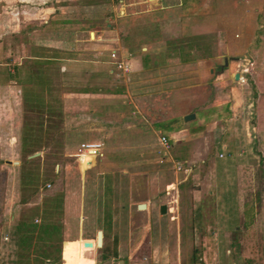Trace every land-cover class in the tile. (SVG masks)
I'll use <instances>...</instances> for the list:
<instances>
[{"label":"rangeland","instance_id":"rangeland-1","mask_svg":"<svg viewBox=\"0 0 264 264\" xmlns=\"http://www.w3.org/2000/svg\"><path fill=\"white\" fill-rule=\"evenodd\" d=\"M0 1L7 5L3 11L7 9L10 12L7 15L8 19L0 17V264H27V260L23 262L22 258L29 255L31 258L30 248L26 251L15 246L13 241L15 222L24 214H29L28 219L35 216V213L30 211L33 207L29 204L42 201L43 187L48 181H52L54 177L51 176L52 170L58 163L61 165L58 168L60 176L55 188L75 193L73 211L67 214H56L55 218L59 224L53 227L54 231H48L47 235L45 234L48 242L35 245L37 250L43 249V253L45 251L53 253L63 249V259L61 252L59 254L57 251L52 257L60 255L61 259L53 264H94L93 257L98 259L97 264H119L120 261H124V264H192L194 251L198 258L197 264H245L247 262L248 264H264V15L260 14V12L264 13V0H164L160 2L146 0L147 4L130 7L134 26L138 25L137 22L144 11H148L146 14H150L149 16L151 13H156L158 18L154 20H162V23H155L157 21L153 20L154 28L150 29L151 35L145 34L143 41H149L155 33L156 42L167 40L168 47L176 41L177 45H173L170 50L175 55L173 59L176 62L180 60L181 63L187 64L184 73L194 72L191 73L192 76L198 69L203 72L192 89V94H195L197 101L192 114H195L196 118L189 121L188 125L205 126L215 119H223L231 114L229 104L216 109L213 106H207L205 102L209 89L212 91L215 88L212 84L214 79L209 81L210 65L206 61L208 58L221 56L218 64H224V57H228L230 61L229 57H233L235 52L234 56L239 59L247 55L255 67L256 72H250L254 75L255 83L254 80H250L247 94L245 95L243 88L237 91L238 94H243L241 96L245 99V104H253L249 107L247 121L249 125L253 123L258 131L257 137L256 133L253 135L255 138L252 137L253 146L247 145L245 148L243 169L238 174L239 184L237 183L235 187L243 191L246 203L251 201L252 206L256 205L257 211L253 214L245 215L244 213L243 224L233 219V224L225 229L230 232V238L223 237V230L217 236V230H215L217 215L210 211L213 207L211 196L206 192L203 198L200 195L193 197L192 191L203 190L204 187L209 189L205 184L198 188L193 186V181L186 183L187 185L183 188L180 185L179 190L184 192L183 207L180 201L177 221L171 219L169 212L165 215L160 214L158 207L166 202V198L163 197L164 190L168 187L171 190L173 188L171 183L175 182L176 176L179 175L175 174L173 165L171 167L166 161L164 150L158 143V133L150 130L134 132V138L147 139L146 149L122 152V158L117 160L130 166L119 167L117 164L115 171L125 168L130 171L129 174H136V176H114L117 193L114 206L108 198L104 205H109L104 206L105 208L102 207L103 201H99V196L107 193V185H103V176L90 174L83 177L86 180L87 188L85 189L89 190L88 196L94 197V200L91 199L87 204L89 213L83 224L82 214L79 211L81 204L76 196L82 191L84 185L81 182L82 176H77L81 162H78L77 156L70 159L66 155V151L71 152L70 154H79L80 151L76 148L71 150L61 148L64 141L71 139L69 138L70 128L74 129L73 115L69 112L71 101L63 98L61 93L64 89L67 92L74 91L76 86L64 77H62L63 85L58 82L57 71L48 68L49 65L40 56V59L33 61L31 54L27 62L25 59L27 53L26 51L23 53L19 48L15 41L16 37L6 36L4 35L6 31L2 30L8 25L9 33L18 32L16 30L20 27L19 15L12 12V9L19 0ZM44 2L45 0H41L39 4ZM180 2L184 5L186 2L192 3L184 7L179 4ZM159 12L162 14L161 17ZM170 15L174 17L171 23L167 22ZM244 17L259 18L253 26L249 19L246 20L249 32L243 26L246 21L242 22V26L238 22ZM187 26L191 30L186 28ZM236 34L239 38L234 37ZM14 42L15 44H12ZM23 56H25L24 59ZM19 62L21 63L16 64ZM191 62L194 64H189ZM216 64L215 62L216 71L221 72L222 67L220 68L219 65L217 67ZM235 69L236 67H233V70ZM229 74L230 72L227 73L228 77L224 74L216 82L218 92L226 91L234 85ZM76 75L75 78L79 77L78 74ZM227 78L231 80L229 86ZM219 82L223 85L221 86ZM187 84L191 86V82H185L184 86L187 87ZM249 112H254V115ZM184 124V117H179L157 122L154 128L165 136H170L185 126ZM15 136L18 142L16 145L13 143ZM237 143L235 146H238ZM219 146L220 144H213L210 147L216 158ZM236 150L238 152L239 148L235 147L232 151ZM36 152H40L41 157L31 158L32 153ZM69 161L72 162L68 163ZM17 162L20 164H15ZM85 164H87L86 161ZM204 170H201V174H204ZM5 174L7 176H4ZM8 178H10L8 182L10 187L7 188ZM196 182L200 183V181ZM13 183L16 190L12 187ZM246 194L250 195L246 196ZM252 195L253 198L248 201L247 199ZM48 198L50 196L44 197L43 202ZM58 200V198L51 199V202L46 205L47 210H54L55 214L56 207H59ZM198 200L203 207L200 210L197 208ZM94 203L95 206H92ZM146 203L158 206L155 208V214L138 210V204ZM173 204L174 201L171 200V206ZM51 207L53 209H50ZM27 208L30 210L26 211ZM109 209L112 217L111 225L108 224L107 219ZM15 210L20 215L18 218L14 215ZM51 215V212L47 216L45 214V222L54 216ZM26 216L24 218H27ZM65 218L67 223L63 221ZM102 219L104 222L100 224ZM102 229L107 230L108 233L104 250L96 249L86 257V253L91 248L85 246L84 240L96 243L97 232ZM6 238L8 239L5 240ZM115 252L117 254L112 258L111 254ZM108 254L109 257L105 258ZM32 263L39 264L35 261Z\"/></svg>","mask_w":264,"mask_h":264},{"label":"crops","instance_id":"crops-1","mask_svg":"<svg viewBox=\"0 0 264 264\" xmlns=\"http://www.w3.org/2000/svg\"><path fill=\"white\" fill-rule=\"evenodd\" d=\"M39 1L41 0H34L33 2L19 0L15 4V8L12 9V12H16L19 15L18 21L20 27L16 30L18 32L9 33L8 25L2 30L6 31L4 34L6 36L12 35L16 37L15 41L19 45V48L22 49L23 53L25 51L27 53L25 58L27 62L31 54L33 61L37 60L40 56L49 65L47 66L48 68L57 71L58 79H56L58 82L63 85L62 77H64V79L71 80L72 85L76 86L74 91L67 92L64 89L61 93L63 98L71 101L69 112L73 115L72 126L74 128H70L73 134L68 130L70 134L69 138L71 139L64 141L61 148L63 147L66 150L80 149L82 143L90 142H98L103 145L100 154L97 156H89L84 154V152L70 154L71 152L66 151L67 157L69 156L72 159L77 156L78 162H81L80 171L78 170L79 174L77 176H82L81 182L84 185L82 191L76 196L81 204L79 211L82 214L83 224L89 213L87 204L91 199L94 200V197L88 196L89 190L85 189L87 186L85 185L86 180L83 177L90 174L92 176H103V185H107V193H103L102 196L100 195L99 201H103L102 207L105 208L109 205H104V202L107 201L106 198H108L114 206V198L117 195L115 192L116 184L114 176H136V174H129L130 171L125 170V168L115 171L114 168L117 164L119 167L130 166L123 161L119 162L117 160L122 158V152H135L146 149L147 139L134 138V132L139 131L141 133L150 130L156 134L158 133V143L161 147L160 138L169 137L171 149L167 152L164 151V157L171 167L173 165L174 170L176 163L183 164L185 169L180 172L174 171L179 176H176L175 182L171 183L173 187L171 190L169 187L167 190H164L163 197L166 198V202L159 205V207L146 203L147 207L144 210L155 214V208L158 207L160 214H162L161 207L165 205L167 211L165 214L169 212L171 219L177 221V213L181 206L180 201L183 207L184 192L182 193L179 190L180 185L183 188L187 185L186 183L193 181V186L198 188L200 185L203 186L205 184L209 189L204 187L203 190L192 191L193 197L196 198L200 195L203 198L206 192L211 196L213 207H211L210 211L217 215L215 219L217 236L223 230V237L230 238V232L225 229L233 224L232 219L234 218V220L243 224L242 217L244 213L245 215L247 213L253 214V212L257 211L256 205L246 207L245 194L235 187L237 183L239 184L238 174L243 169L245 148H247V145L253 146L252 137L255 138L253 136L254 133H256L257 137L258 131V128L253 123L249 125L250 123L247 121L249 107L253 106V104H245L246 101L241 96L243 94L237 93L238 89L243 88L246 95L250 80H254V75L253 73L250 74V72H254L255 67L247 58V55L241 57L240 60L234 56V52L233 57H229L228 66H225V63L218 64V59L221 56L217 58L215 56V58H208L206 60L210 65L209 81L214 79L212 84L215 88L212 91L209 89L205 102H207V106H213L216 109L229 104L231 107V114L229 116L223 119H215L205 126L188 125V122L192 119L189 121L184 120L185 126L170 136H165L161 131L154 128V124L165 119L183 118L193 113V107L197 104V101L195 100V94H192V89L196 85L195 81H199V77L203 72L198 69L192 76L191 73L194 72H185V75L184 70L187 64L181 63L180 60L176 62L173 59L175 55L170 50L173 45H177L176 41L168 47L167 40L156 42V33L150 37L152 39L149 41H143L145 34L151 35L150 29L154 28L152 27V22L158 18V15L151 13V16H149L150 14H146L148 11H144L142 12L143 16H140L139 22H137L138 25L134 26L132 24L134 17L131 15L133 13H131L130 7L143 3L147 4V1H152L45 0L43 4H39ZM190 3L192 2H186L185 5L182 2L179 4L185 7L190 6ZM0 5V17L8 19L7 15L10 12L7 9L3 11V8L7 7V5L2 1H0ZM260 14L264 15L262 12ZM161 15L159 12L160 17ZM173 19L174 17L170 15V19L167 22L171 23ZM248 19L253 23L251 26L254 25L255 21L259 20L258 17H248ZM248 19L244 17L243 19H239L238 22L242 26V22ZM154 21H157L155 23H159L162 20L158 19ZM247 22L243 24L245 29H247ZM189 26L186 28L191 30ZM247 31L249 32L248 29ZM234 37L239 38L238 34L234 35ZM12 44H15V42ZM112 54H115L116 57L113 58ZM24 57L22 58L24 59ZM119 62L127 63L130 66L129 71L122 72L119 70L117 68ZM215 62L217 63V67L218 65L220 68L222 67L221 72L216 71L214 67ZM189 64L192 65L194 63L191 62ZM233 67H236V69L233 70ZM229 72V78H232L234 85H231L229 89L220 93L217 91L216 82L224 74L228 77L227 73ZM76 74L79 77L75 78ZM236 75L239 76L238 79H236ZM185 82H191V86H188L190 84H187V87L184 86ZM230 82L231 80L227 78L228 86L231 84ZM253 82L255 83V80ZM78 103L80 104L78 105ZM249 113L254 115V112ZM79 114L81 119L76 120V118H80ZM251 118L253 119L254 117L252 116ZM232 126L234 127L233 129ZM16 140L15 136V142H13L15 145L18 143ZM215 141H217L216 144H220L217 158L210 150L213 144L216 145ZM235 143L238 146H235ZM244 143L246 144L244 145ZM235 147L239 148L238 152L237 150L232 151ZM37 153L40 155L36 158H40V152L32 154L35 155ZM220 154L224 156L220 157ZM85 161L87 164H85ZM70 162L72 161L68 163ZM15 164L19 165L20 162ZM56 165L52 170L51 176H54L52 181H48L46 186L43 187L42 201L39 200L38 202L35 201V203L29 204L33 208L32 210L29 208L26 210L34 212L35 216L32 219H28L29 214H24V216H21L15 222V230L21 223L25 222L27 225V222H29L30 225H28L31 229L30 245L23 247L21 244H15V246L26 251L30 248L31 258L30 255L29 257L22 258L23 262L27 260V264H33L32 261L39 264H53L56 258L52 256L57 251L59 254L61 252L63 259V249H58L51 256H48L47 254L52 251H45L43 253V249L38 248L37 250L35 247L37 244H46L48 242L45 231L47 228H53L57 226L56 224H59L55 218L56 214H67L73 211L75 193L72 191H60L55 188L60 176L58 168L61 166L59 163ZM204 167L206 168L205 170ZM202 169L204 170V174L207 172L205 175L201 174ZM196 181H200V183ZM8 182H10V178L7 179V188L10 187ZM12 187L16 190L14 183ZM57 191L60 192L57 193ZM241 195L243 196L242 198ZM249 195L246 194V196ZM46 196H50V198L43 202ZM54 198H58L57 203L60 204V207H56L55 214L54 210H47L46 206ZM250 198L252 199L253 195ZM171 200L174 201L172 206ZM197 204L199 210L203 208L200 200L197 201ZM139 205H137V208ZM92 206H95V203ZM50 209H53V207ZM49 212L52 213L51 216H54L49 218L48 222H45V214L47 216ZM110 212L109 209L107 215L109 225H111L112 218ZM14 215L17 218L20 216L16 210ZM25 215H27V218H24ZM63 221L67 223V218ZM103 222L104 219L100 221V224H103ZM237 229L238 226L236 227ZM101 231L103 232V246L98 248L97 242L94 243V247L86 253V257L87 254L93 253L92 251L96 249L98 251L104 250L108 233L105 229ZM41 238L45 239L40 241L39 239ZM84 241L89 242L88 240ZM116 254V252L111 254L112 258ZM107 257H109V254ZM92 259L94 264H97L98 259L96 257ZM122 262L124 264V261ZM245 264H248V262Z\"/></svg>","mask_w":264,"mask_h":264},{"label":"built area","instance_id":"built-area-1","mask_svg":"<svg viewBox=\"0 0 264 264\" xmlns=\"http://www.w3.org/2000/svg\"><path fill=\"white\" fill-rule=\"evenodd\" d=\"M112 57L115 58L116 55L115 54H112ZM117 68L119 70H121L122 72H128L129 69H130V66L125 63V62H119L117 64ZM160 143L162 145V148L164 151H169L171 149V144H170V140L167 138V137H161L160 138ZM103 145L101 143H98V142H90V143H82L80 145V149L79 151L80 152H84V154H87L89 156H97L100 154V151L102 149ZM224 155L223 154H220V157H223ZM175 170L180 172L182 170H184V166L183 164L181 163H176L175 164ZM187 170V169H186Z\"/></svg>","mask_w":264,"mask_h":264},{"label":"trees","instance_id":"trees-1","mask_svg":"<svg viewBox=\"0 0 264 264\" xmlns=\"http://www.w3.org/2000/svg\"><path fill=\"white\" fill-rule=\"evenodd\" d=\"M4 176H7V174H5ZM23 184V183H22ZM5 188H6V186H5ZM251 198L249 197L247 200L249 201ZM22 203H24L23 201H22ZM246 205H247V207H249V206H252L251 205V201L250 202H248V203H246ZM59 207H60V204H59ZM234 219V218H233ZM233 219H232V221H233ZM29 222H27V225H26V223L24 222V223H21V225L18 227V228H16V230H15V239L13 240L14 242H15V244H17V245H23V247H27V246H29L30 245V239H31V229L29 228ZM53 228H49V230L48 229H46V231L48 232V231H54V230H52ZM45 231V234L47 235V232ZM52 255V253H48L47 255ZM194 255V256H193ZM192 256V258H193V260H192V264H197V261H198V258L195 256L196 255V253H195V251H194V254H193ZM105 257H107V255H105ZM56 259H55V262H58V261H60V259H61V257H60V255H59V257L57 256V257H55Z\"/></svg>","mask_w":264,"mask_h":264},{"label":"water","instance_id":"water-1","mask_svg":"<svg viewBox=\"0 0 264 264\" xmlns=\"http://www.w3.org/2000/svg\"><path fill=\"white\" fill-rule=\"evenodd\" d=\"M229 61H228V58H225V66H228V63ZM239 78V76L238 75H236V79H238ZM193 118H195V114H190V115H187V116H185L184 117V120L185 121H189V120H191V119H193ZM40 154L39 153H37V154H35V155H33V156H31V158H34V157H37V156H39ZM11 163V162H10ZM146 204H140L139 206H138V208H139V210H144V209H146ZM161 212H162V214H165L167 211H166V206L165 205H163L162 207H161ZM96 242H97V246H98V248H101L102 246H103V232L100 230V231H98L97 232V239H96ZM85 246L86 247H89V248H93L94 247V243L93 242H85ZM120 264H123V262L122 261H120Z\"/></svg>","mask_w":264,"mask_h":264}]
</instances>
